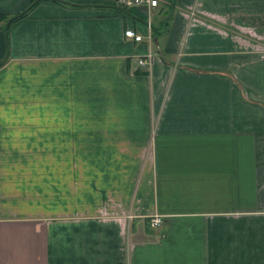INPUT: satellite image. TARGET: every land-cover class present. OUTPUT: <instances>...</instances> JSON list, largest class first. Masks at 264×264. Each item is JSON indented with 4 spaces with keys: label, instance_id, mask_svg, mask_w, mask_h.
<instances>
[{
    "label": "crops",
    "instance_id": "obj_1",
    "mask_svg": "<svg viewBox=\"0 0 264 264\" xmlns=\"http://www.w3.org/2000/svg\"><path fill=\"white\" fill-rule=\"evenodd\" d=\"M33 1L0 0V264H264V0Z\"/></svg>",
    "mask_w": 264,
    "mask_h": 264
},
{
    "label": "built area",
    "instance_id": "obj_2",
    "mask_svg": "<svg viewBox=\"0 0 264 264\" xmlns=\"http://www.w3.org/2000/svg\"><path fill=\"white\" fill-rule=\"evenodd\" d=\"M115 4L123 8L124 10H129L133 7H145L147 9V12H150V10L156 8L159 6L161 0H114ZM148 34L145 36L136 33L131 28H128L124 32V36L133 39L135 42H141L144 39H146L149 43L151 42V23L148 22ZM145 37V38H144ZM150 58V54H146L145 57H141L138 59V65L142 66L146 64ZM148 225L152 228L159 227L162 224V219L160 216H152L148 219Z\"/></svg>",
    "mask_w": 264,
    "mask_h": 264
},
{
    "label": "trees",
    "instance_id": "obj_3",
    "mask_svg": "<svg viewBox=\"0 0 264 264\" xmlns=\"http://www.w3.org/2000/svg\"><path fill=\"white\" fill-rule=\"evenodd\" d=\"M40 0H34L31 4H30V6H28L25 10H23L22 12H20V13H18L17 15H15V16H11L10 18H9V20H11V21H14V20H17V19H19V18H21V17H23V16H25L28 12H29V10L31 9V7H33L36 3H38ZM127 12H128V14L130 13L128 10H127ZM1 19H4V16H1L0 15V20ZM165 22V21H164ZM166 25H167V23H166ZM152 29L154 30V31H156V32H158L159 33V28L158 27H156V26H152ZM2 64V61H0V65Z\"/></svg>",
    "mask_w": 264,
    "mask_h": 264
},
{
    "label": "rangeland",
    "instance_id": "obj_4",
    "mask_svg": "<svg viewBox=\"0 0 264 264\" xmlns=\"http://www.w3.org/2000/svg\"><path fill=\"white\" fill-rule=\"evenodd\" d=\"M127 10H128V9H127ZM127 10H126V12H127ZM129 10H131V11H135L134 8L129 9ZM129 10H128V11H129ZM127 13H128V12H127ZM152 15H156V11H155V10L153 11ZM156 19L158 20L157 17H156ZM145 20H146V16H145ZM157 20H156V21H157Z\"/></svg>",
    "mask_w": 264,
    "mask_h": 264
},
{
    "label": "water",
    "instance_id": "obj_5",
    "mask_svg": "<svg viewBox=\"0 0 264 264\" xmlns=\"http://www.w3.org/2000/svg\"><path fill=\"white\" fill-rule=\"evenodd\" d=\"M115 8L120 9V10H123V11H126V10H124L123 8H120V7H116V6H115Z\"/></svg>",
    "mask_w": 264,
    "mask_h": 264
}]
</instances>
